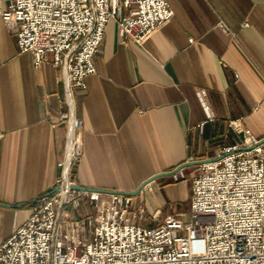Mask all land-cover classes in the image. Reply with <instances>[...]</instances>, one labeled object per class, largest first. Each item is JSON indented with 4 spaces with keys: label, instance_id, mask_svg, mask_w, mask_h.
Returning <instances> with one entry per match:
<instances>
[{
    "label": "crops",
    "instance_id": "1",
    "mask_svg": "<svg viewBox=\"0 0 264 264\" xmlns=\"http://www.w3.org/2000/svg\"><path fill=\"white\" fill-rule=\"evenodd\" d=\"M168 1L173 15L141 42L124 44L117 21H108L97 71L73 94L84 143L72 168L75 183L134 190L156 172L213 157L235 142L231 119L264 137V0ZM33 55L21 50L0 14V243L53 189L67 148L68 123H53L68 107L60 69L52 53L40 66ZM203 163L159 176L134 195L133 207L162 214L142 222L156 225L170 212L189 218L193 177ZM90 212L83 199L66 218ZM62 226L66 232L73 225Z\"/></svg>",
    "mask_w": 264,
    "mask_h": 264
},
{
    "label": "built area",
    "instance_id": "2",
    "mask_svg": "<svg viewBox=\"0 0 264 264\" xmlns=\"http://www.w3.org/2000/svg\"><path fill=\"white\" fill-rule=\"evenodd\" d=\"M173 13L168 0H0L7 29L34 54V64L53 54L68 106L53 123L70 128L58 189L35 199L30 215L0 243V264H264V140L240 118L229 121L238 139L193 177L191 219L170 212L156 225L136 222L128 216L132 196L104 203L101 192L72 186L84 144L73 94L97 71L108 21H117L125 44L141 42ZM83 199L92 212L68 220ZM66 222L73 226L64 232Z\"/></svg>",
    "mask_w": 264,
    "mask_h": 264
},
{
    "label": "water",
    "instance_id": "3",
    "mask_svg": "<svg viewBox=\"0 0 264 264\" xmlns=\"http://www.w3.org/2000/svg\"><path fill=\"white\" fill-rule=\"evenodd\" d=\"M264 140V137H263ZM214 159V157H210V158H203V159H189V160H185L184 162L178 164L177 166H175L172 169L169 170H163L160 172H156L155 174H152L151 176H149L148 178H146L141 184H139V186L137 188H135L134 190H130V191H126V190H119V189H114V188H104V187H92V186H86V185H82L79 183H75L72 185L74 186L73 188H76L78 190H90V191H99L101 193H109V194H116V195H126V196H134L136 194H138L141 190H143L142 188L148 184L149 182H151L152 180L156 179L159 176H164V175H172L177 173L181 168L188 166V165H192V164H197V163H203L205 161ZM58 188L55 187L53 188L51 191H49L48 193H51L55 190H57ZM46 193V194H48ZM44 194V195H46ZM43 196V195H42ZM41 197V196H40ZM39 198V197H38Z\"/></svg>",
    "mask_w": 264,
    "mask_h": 264
},
{
    "label": "rangeland",
    "instance_id": "4",
    "mask_svg": "<svg viewBox=\"0 0 264 264\" xmlns=\"http://www.w3.org/2000/svg\"><path fill=\"white\" fill-rule=\"evenodd\" d=\"M134 199H133V196H132V203L134 202L133 201ZM77 208H79V207H77ZM162 214L159 212H156V211H154V212H150L149 210H148V208H145V207H142V206H140V207H133V204L131 205V207H130V211H129V214H128V216H129V218L131 219V220H134V221H144V220H148V218L149 217H160ZM189 218L191 219V214L189 213ZM87 228L85 229V230H82V233H81V235H83L84 234V232L85 233H87Z\"/></svg>",
    "mask_w": 264,
    "mask_h": 264
}]
</instances>
